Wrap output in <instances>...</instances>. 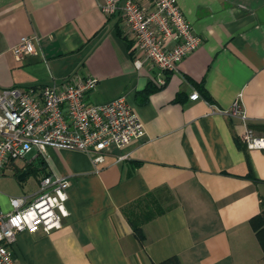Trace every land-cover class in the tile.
I'll return each mask as SVG.
<instances>
[{
	"label": "crops",
	"instance_id": "obj_1",
	"mask_svg": "<svg viewBox=\"0 0 264 264\" xmlns=\"http://www.w3.org/2000/svg\"><path fill=\"white\" fill-rule=\"evenodd\" d=\"M106 1L0 0V90L93 77L87 101L125 97L146 131L101 163L49 147L46 161L30 152L7 166L2 212L11 211L10 172L20 197L35 195L45 174L70 183L62 228L19 233L13 264H264L253 223L263 212L264 152L243 140L246 129L264 138V0H177L201 44L172 73L135 66L134 34L120 13H103ZM25 36L37 37L38 54L19 60L13 48ZM239 96L245 123L215 111ZM31 176L35 187L26 189ZM156 192L174 206L144 226L141 240L124 209Z\"/></svg>",
	"mask_w": 264,
	"mask_h": 264
},
{
	"label": "built area",
	"instance_id": "obj_2",
	"mask_svg": "<svg viewBox=\"0 0 264 264\" xmlns=\"http://www.w3.org/2000/svg\"><path fill=\"white\" fill-rule=\"evenodd\" d=\"M144 1L107 0L101 9L108 17L120 13L134 34V64L138 69L149 62L162 73H172L198 49L201 38L177 0H147L148 6ZM37 42L35 36L21 38L14 54L19 60L38 54ZM97 83L93 77L76 76L40 89L0 90V178L7 166L30 152L46 161L49 147L74 149L101 163L111 149H122L145 136L144 123L125 97L105 104L87 101ZM158 83L164 86L166 80L160 77ZM200 98L198 92L191 96L192 100ZM215 111L244 123L247 120L240 96L231 108ZM243 140L248 149L264 152V138L251 129H246ZM69 187L67 179L45 174L35 195L10 198L11 211H0V264H13L12 247L19 233L49 234L62 228L69 217Z\"/></svg>",
	"mask_w": 264,
	"mask_h": 264
},
{
	"label": "trees",
	"instance_id": "obj_3",
	"mask_svg": "<svg viewBox=\"0 0 264 264\" xmlns=\"http://www.w3.org/2000/svg\"><path fill=\"white\" fill-rule=\"evenodd\" d=\"M172 199L171 196L163 193H149L124 209V214L137 238L141 240L144 238L143 228L147 223L165 214L174 206ZM253 223L264 247V204L262 214Z\"/></svg>",
	"mask_w": 264,
	"mask_h": 264
},
{
	"label": "rangeland",
	"instance_id": "obj_4",
	"mask_svg": "<svg viewBox=\"0 0 264 264\" xmlns=\"http://www.w3.org/2000/svg\"><path fill=\"white\" fill-rule=\"evenodd\" d=\"M35 152H32V154H30V156H32ZM28 156V157H30ZM9 176H11L13 178L12 182L9 184V187L6 188V190H4L5 195L8 196H12V197H20L23 194V189L21 188L20 183L18 182V180L16 178L13 177L12 173H8ZM35 177L31 176L28 180V184L25 186V188L29 189V188H34L35 187Z\"/></svg>",
	"mask_w": 264,
	"mask_h": 264
},
{
	"label": "water",
	"instance_id": "obj_5",
	"mask_svg": "<svg viewBox=\"0 0 264 264\" xmlns=\"http://www.w3.org/2000/svg\"><path fill=\"white\" fill-rule=\"evenodd\" d=\"M25 175H26V173H23V174L19 177V179H20V180H23V178L25 177Z\"/></svg>",
	"mask_w": 264,
	"mask_h": 264
}]
</instances>
